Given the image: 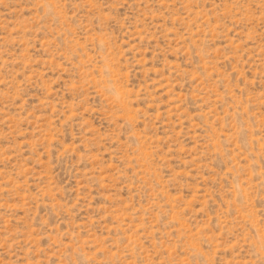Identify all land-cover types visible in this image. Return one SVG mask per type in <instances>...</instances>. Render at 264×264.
Wrapping results in <instances>:
<instances>
[{
	"label": "rangeland",
	"instance_id": "1",
	"mask_svg": "<svg viewBox=\"0 0 264 264\" xmlns=\"http://www.w3.org/2000/svg\"><path fill=\"white\" fill-rule=\"evenodd\" d=\"M0 264H264V0H0Z\"/></svg>",
	"mask_w": 264,
	"mask_h": 264
}]
</instances>
